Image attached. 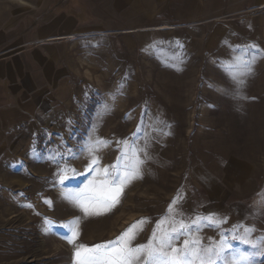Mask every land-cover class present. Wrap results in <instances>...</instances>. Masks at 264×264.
Listing matches in <instances>:
<instances>
[{"label":"rangeland","instance_id":"1","mask_svg":"<svg viewBox=\"0 0 264 264\" xmlns=\"http://www.w3.org/2000/svg\"><path fill=\"white\" fill-rule=\"evenodd\" d=\"M78 6L0 0V264H76L142 219L132 247L183 222L177 247L264 264V43L113 32ZM133 165L110 211L72 198Z\"/></svg>","mask_w":264,"mask_h":264},{"label":"crops","instance_id":"2","mask_svg":"<svg viewBox=\"0 0 264 264\" xmlns=\"http://www.w3.org/2000/svg\"><path fill=\"white\" fill-rule=\"evenodd\" d=\"M76 1L77 24L90 16L93 23H106L113 32L128 33L158 30L165 23H176L175 27L200 31L198 39L204 38L209 47L222 43L233 31L237 37L264 43V0Z\"/></svg>","mask_w":264,"mask_h":264},{"label":"snow or ice","instance_id":"3","mask_svg":"<svg viewBox=\"0 0 264 264\" xmlns=\"http://www.w3.org/2000/svg\"><path fill=\"white\" fill-rule=\"evenodd\" d=\"M242 63L245 67L247 66V62ZM229 67L231 68V66ZM93 163L98 164V160L94 158ZM101 172L105 176L108 174L107 169H103ZM139 174V169L135 165L124 170L122 174L118 169L117 175L113 177L116 187H111L108 180L105 179L101 182V189L87 190L92 193L91 195L81 192L73 194L72 198L86 214L102 215L119 203L123 187ZM206 219L211 221L212 218ZM146 222L144 219L135 222L114 241L95 245L92 248L80 245L75 252L76 264H197V262L198 264H215L212 255L219 257V253H213L212 249L200 248L198 240H184L183 245L177 247L174 241L179 239L182 230L191 227L183 222H180L177 228H173L170 232H162L159 236L154 232L147 244L132 247L131 241L135 239L137 230ZM215 223L218 226L219 222ZM77 235L78 232L73 230L69 242H74V237ZM242 242L251 243L246 239ZM228 250H230V246H228ZM232 264H250V261L247 256L241 254L238 257H233Z\"/></svg>","mask_w":264,"mask_h":264}]
</instances>
